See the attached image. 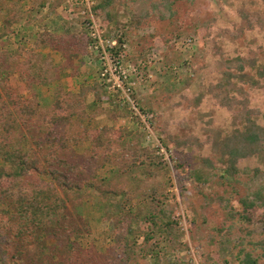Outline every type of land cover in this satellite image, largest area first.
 I'll return each mask as SVG.
<instances>
[{
  "label": "trees",
  "instance_id": "1",
  "mask_svg": "<svg viewBox=\"0 0 264 264\" xmlns=\"http://www.w3.org/2000/svg\"><path fill=\"white\" fill-rule=\"evenodd\" d=\"M66 1L0 0L5 31L0 39L8 38L0 41L4 48L0 49V203L6 206L0 212V264H129L133 259L134 264H169L167 259L176 263L177 254L187 251L188 245L180 218L167 208L168 196L162 194L169 174L163 155L158 148L142 146L144 133L138 130L87 126L102 116L138 122L134 112L114 96L119 93L110 94L102 83L99 71L105 63L99 57L101 50L90 49L93 40L88 28L74 33L69 22H62L55 32H38L23 10L25 3L31 5L29 13L40 22L45 9L53 13ZM75 1L74 7H80L79 0ZM159 1L149 7L146 3L135 6L130 24L137 28L154 11L160 12L161 20L173 16L172 2ZM91 2L94 14L104 15V25L115 22L116 16L108 13L119 0ZM250 17H256L254 23L241 21L240 33L264 25L257 13ZM15 26H19L21 40L13 50L6 49ZM53 53L59 54L60 63H55ZM110 55L119 56L115 46ZM78 57L97 66L98 76L92 82L84 79L77 91H69L60 84V77L67 69L74 70L72 62ZM252 57L255 53L249 51L247 59L226 60L223 78L208 87L207 92L229 112L233 128L218 142V165L197 156L187 175L196 184L215 183L223 189L222 196L205 200L219 204L227 214L230 224L217 230H226L227 235L237 231L249 236L254 224L264 223V114L260 118L258 110L249 108V92L264 91V63L250 65ZM14 79L22 86H15ZM43 88H53L50 98L42 96ZM202 97L199 94L192 103L198 104ZM138 108L141 113H154ZM153 128L164 148L172 151L174 171L182 170L186 162L181 156L188 142L173 141L160 127ZM25 143L30 147L25 148ZM81 143L89 146L78 154L75 148ZM250 159L257 166L244 171L249 178L243 183L238 163ZM105 169L107 174L101 176ZM86 196L98 200L103 206L102 221L109 220L113 245L103 251L82 243L90 232L82 213ZM200 239L193 238V245H199ZM239 251L237 264H258L264 258V250L257 258L245 249Z\"/></svg>",
  "mask_w": 264,
  "mask_h": 264
},
{
  "label": "rangeland",
  "instance_id": "2",
  "mask_svg": "<svg viewBox=\"0 0 264 264\" xmlns=\"http://www.w3.org/2000/svg\"><path fill=\"white\" fill-rule=\"evenodd\" d=\"M158 1L119 0V4L108 13L116 16L115 22L110 25H104V15L97 16L92 7L90 8L93 18L100 24L103 38L110 43L114 42L119 51V56L113 55L118 58L116 66L115 63L105 62L103 69H100L99 76L104 72L101 81L107 92L119 93L114 96H119L121 104H126L134 112L138 122L122 118L110 120L102 116L87 122V126L89 129L111 126L133 133L138 130L139 133H144L140 139L142 146L158 148V154L163 155L169 174L164 181L162 194L168 196L165 199L167 208L173 210L176 219L180 218V225L185 233L184 241L188 245L187 251L177 254L176 263L167 259L169 264H223L224 261L225 264H237L240 248L252 252L253 257L257 258L264 250V245H258V242L264 241V223L254 224L249 230V236L246 232L237 231L230 235H227L226 230L218 233L219 228H226L230 224L227 222V214L219 204L209 203L205 198L220 197L223 189L215 183L196 184L187 175L192 164L197 163L194 157L208 158L214 164L218 163V142L233 128L229 112L220 107L207 92L211 84L215 85L223 78L222 72L227 67L224 65L226 60L247 59L248 52L251 51L255 53V57L251 58L250 65L264 63V25L239 32L241 21L254 23L256 17H250L251 15L257 13L264 18V3L262 0H170L173 16L161 20L160 12L154 11L148 13V17L142 18L137 28L130 24V19L135 14V6L146 3L149 7L151 3ZM26 4L23 10H26L27 19L38 32H43L44 29L55 32L62 22H69L74 33L88 28V15H82L83 12L88 13V8L84 6L75 8L69 6L67 1L63 2L53 13L45 9L41 14L42 21L39 22L37 15L29 13L32 6ZM99 4L97 1L95 5ZM161 10L164 11L163 8ZM243 13L249 16L243 17ZM3 18L0 13V37L5 33ZM13 28L14 34L6 49L13 50L15 43L21 40L19 26ZM6 39L8 38L3 37L0 41L3 43ZM52 57L55 63L61 62L59 54L53 53ZM90 63L82 57L74 59V70L69 68L64 71L60 84L66 90L77 91L84 79L94 81L98 76L95 73L97 66ZM13 84L18 88L22 86L19 79H14ZM52 90L53 88H43L42 96L50 98ZM199 94L203 95L201 101L193 104L192 100ZM88 100L90 103V96ZM249 101V108L258 110L261 118L264 114V91H250ZM139 106L150 108L154 113H141ZM91 109L92 106L89 105V110ZM153 116L156 121H153ZM153 126L160 127L173 141L188 142L183 150L185 154L181 156L186 162L182 170L174 171L172 151L169 153L164 148L161 140L156 137ZM165 134L162 139L166 143L169 140ZM196 141L201 145L200 148L194 145L193 142ZM24 146L30 147L29 143ZM88 146L87 143H81L75 148L76 152L83 153ZM256 166L253 159L238 163L239 177L243 183L249 178L244 171ZM106 174L107 169L100 173L101 176ZM239 190L244 195L245 186H239ZM86 193L88 189L84 191ZM236 200L232 201L233 206L237 205ZM102 207L94 196H86L83 201L82 213L89 224L90 232L85 235L82 243L85 247L99 251L113 245L109 220L105 219L103 222L101 219ZM5 209L6 206L0 203V212ZM197 237L202 239L195 246L192 241ZM240 238L244 240L242 245ZM213 239L214 242L208 244ZM206 256H209L208 260L203 262ZM134 263L136 259L129 264ZM258 264H264V258H259Z\"/></svg>",
  "mask_w": 264,
  "mask_h": 264
},
{
  "label": "built area",
  "instance_id": "3",
  "mask_svg": "<svg viewBox=\"0 0 264 264\" xmlns=\"http://www.w3.org/2000/svg\"><path fill=\"white\" fill-rule=\"evenodd\" d=\"M78 3L80 6H84L88 8V13L83 12L82 15H84V13L88 15L86 26L89 28L88 30L89 36L93 40L90 49L95 51L101 50L99 54L100 60L103 61L104 63L106 62L107 64L108 62L115 63L116 66V64H118L117 59L110 55V50L113 49L115 43L114 42L110 43L103 38L100 30V24H98L96 19L93 18L94 16L92 14V11L90 10L93 3L91 2V0H79ZM67 4L69 6H75L77 4V1L75 0L67 1ZM101 77H104V72L103 74H101ZM117 87H120L119 84H117Z\"/></svg>",
  "mask_w": 264,
  "mask_h": 264
}]
</instances>
